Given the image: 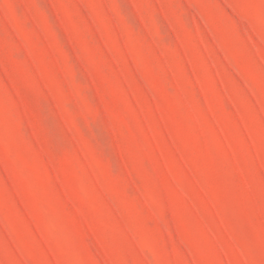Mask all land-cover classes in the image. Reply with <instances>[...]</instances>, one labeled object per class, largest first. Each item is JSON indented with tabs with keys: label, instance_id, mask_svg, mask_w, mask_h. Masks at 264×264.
<instances>
[{
	"label": "rangeland",
	"instance_id": "374dc122",
	"mask_svg": "<svg viewBox=\"0 0 264 264\" xmlns=\"http://www.w3.org/2000/svg\"><path fill=\"white\" fill-rule=\"evenodd\" d=\"M0 264H264V0H0Z\"/></svg>",
	"mask_w": 264,
	"mask_h": 264
}]
</instances>
